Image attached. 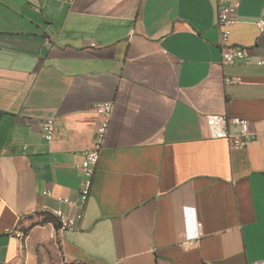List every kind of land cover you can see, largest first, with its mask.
<instances>
[{"label":"crops","instance_id":"0c3cea01","mask_svg":"<svg viewBox=\"0 0 264 264\" xmlns=\"http://www.w3.org/2000/svg\"><path fill=\"white\" fill-rule=\"evenodd\" d=\"M233 1L247 64L221 63L216 0H0V264H20L21 226L57 209L82 214L45 224L75 264H264V0ZM106 102L80 211L74 165ZM207 115L254 138L230 149Z\"/></svg>","mask_w":264,"mask_h":264},{"label":"built area","instance_id":"2783aa9c","mask_svg":"<svg viewBox=\"0 0 264 264\" xmlns=\"http://www.w3.org/2000/svg\"><path fill=\"white\" fill-rule=\"evenodd\" d=\"M217 22L216 26L219 32V47L221 52V63L223 65H234L237 63L247 64L250 62V56L246 49L234 46L230 43V28L235 24V14L239 3L233 0H216ZM256 28L260 34H264V18L258 20ZM263 64V62H261ZM227 82H232L227 80ZM94 112L98 117L95 126L92 145L83 152L82 159L74 165V169L79 177L82 178L79 189V203L77 205L80 211L83 210L87 197L90 193L92 178L95 167L97 166L101 152L104 149L105 139L109 128L113 112V103H99L94 106ZM209 136L212 139L226 140L230 149H243L254 138V134L249 132L247 123L244 119L237 117H227L224 115H207L205 117ZM230 127L235 128L231 131ZM43 137L50 142L54 135V121L52 118L44 120L41 124ZM48 196L49 192H44ZM67 202V201H65ZM59 217V228L75 229L76 223L81 219L82 214L78 213L74 219L63 214L59 209L53 210ZM60 220H70V227H60ZM19 239V234L16 235ZM192 244V242H187Z\"/></svg>","mask_w":264,"mask_h":264},{"label":"rangeland","instance_id":"374dc122","mask_svg":"<svg viewBox=\"0 0 264 264\" xmlns=\"http://www.w3.org/2000/svg\"><path fill=\"white\" fill-rule=\"evenodd\" d=\"M39 217H32L26 225H22L20 233L23 237V257L20 264H75L67 261L61 251L55 230L45 225H34Z\"/></svg>","mask_w":264,"mask_h":264},{"label":"trees","instance_id":"16d2710c","mask_svg":"<svg viewBox=\"0 0 264 264\" xmlns=\"http://www.w3.org/2000/svg\"><path fill=\"white\" fill-rule=\"evenodd\" d=\"M37 215L39 217V220L34 225H45L50 223L55 229H59V224L56 218L52 215V213L40 212ZM27 233H28V229H25L24 235H27Z\"/></svg>","mask_w":264,"mask_h":264},{"label":"bare ground","instance_id":"6f19581e","mask_svg":"<svg viewBox=\"0 0 264 264\" xmlns=\"http://www.w3.org/2000/svg\"><path fill=\"white\" fill-rule=\"evenodd\" d=\"M51 213L56 218V220H57V222L59 224V217H58V215H56L55 211H53ZM60 227H70V220H60ZM19 235H20L19 238L22 239L23 238L22 233L19 234Z\"/></svg>","mask_w":264,"mask_h":264}]
</instances>
